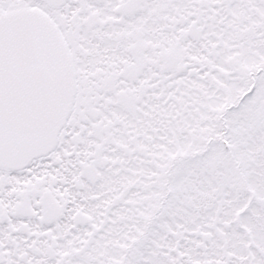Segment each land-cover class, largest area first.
<instances>
[{
  "label": "snow or ice",
  "instance_id": "snow-or-ice-1",
  "mask_svg": "<svg viewBox=\"0 0 264 264\" xmlns=\"http://www.w3.org/2000/svg\"><path fill=\"white\" fill-rule=\"evenodd\" d=\"M0 264H264V0H0Z\"/></svg>",
  "mask_w": 264,
  "mask_h": 264
}]
</instances>
